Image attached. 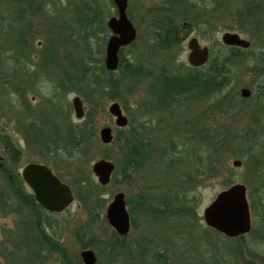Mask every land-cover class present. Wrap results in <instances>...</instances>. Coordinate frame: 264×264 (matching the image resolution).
Returning <instances> with one entry per match:
<instances>
[{
	"label": "rangeland",
	"instance_id": "374dc122",
	"mask_svg": "<svg viewBox=\"0 0 264 264\" xmlns=\"http://www.w3.org/2000/svg\"><path fill=\"white\" fill-rule=\"evenodd\" d=\"M78 1L0 0V145L4 146L2 154L8 168L15 166L21 171L29 163L42 162L26 132L30 122L36 123L34 132L42 134L44 128L58 126L63 113L66 114L63 120L69 123L80 124L84 120L75 119L72 109V98L83 97L78 90L81 69L85 66L93 69L89 58L102 57L106 61L107 43L112 32L109 29L105 35H90L84 42L76 33L73 16ZM172 1H128L126 13L137 37L123 50L122 55L127 61L144 66L165 65L171 72L179 74L191 68L187 62V43L192 37L198 38L202 46L209 47L211 57L228 55L229 47L222 42L226 32L240 34L250 41L251 47L240 51L239 61L228 63L230 82L212 98L183 101L161 113L156 111V104H160L156 97L159 84L144 81L139 76L136 81L124 80L115 90V98H98L94 102L97 142L87 158L57 161L56 172L64 180L69 181L71 175L80 170L93 174L92 165L105 159L107 151L117 156L118 150L112 146L114 141L104 145L99 139L103 127L112 128L115 137L119 132L127 136L139 135L156 153L172 144L183 153L176 157L169 170L150 163L134 173L128 183L102 186L97 197L104 200V208L93 224H88L86 206L76 194L72 205L63 213L43 212L56 227V236L76 264H84L80 253L86 249L79 247L75 234L79 227L87 225L95 238V245L89 248L96 255L94 264H159L156 261L158 252L167 257L168 264H214V259H219L220 264H244L232 252L238 246L243 250L244 258L253 257L255 264L264 257V242L251 232L253 216L251 231L239 236L244 237L239 245L234 241L239 237H223L209 228L203 217L204 209L217 194L233 184L245 185L249 203L251 197L264 215V187L257 190L252 166L249 167L253 157L264 173V96L261 94L264 92V0H187L212 26L208 25L204 30L195 27L184 40L183 47L163 52L153 47L150 18ZM97 2L103 9L108 27L109 20L117 16L114 0ZM46 50L52 61L44 63ZM207 65L201 69L206 70ZM113 72L115 77L120 75L119 64ZM71 78L73 84L66 83ZM63 79L67 86L59 87ZM244 88L251 91L250 97L241 95ZM82 99L87 113L89 105ZM113 102L122 107L129 120L128 126L117 128L115 125L108 110ZM147 105L151 108H146ZM57 111L61 112L60 116ZM13 149L22 151L16 165H11ZM247 151L251 153L246 154ZM236 159L242 161L240 168L233 166ZM211 166L215 170L210 171ZM160 171L167 172L162 176ZM93 177L96 181L94 174ZM9 182L12 179L0 172V190L4 195L8 194V204L0 208V264H10L6 253L15 250L11 245L13 236L18 241L15 243L17 250L24 246L21 241L22 213L28 214L22 209V202L10 192ZM171 188L179 189L183 197L177 198L175 190L174 194L168 195L167 205H163L161 198L165 193L161 191ZM24 189L28 195L32 194L27 186ZM120 192L125 195L131 228L125 236L117 234L119 249H112L109 240L115 230L107 219V209ZM143 202L151 206L143 208L140 205ZM177 203L186 206V211H174L172 207ZM259 224L264 225V222L260 219ZM50 231L47 228V232ZM45 256L47 258L40 264H61L57 253L47 251Z\"/></svg>",
	"mask_w": 264,
	"mask_h": 264
},
{
	"label": "trees",
	"instance_id": "16d2710c",
	"mask_svg": "<svg viewBox=\"0 0 264 264\" xmlns=\"http://www.w3.org/2000/svg\"><path fill=\"white\" fill-rule=\"evenodd\" d=\"M186 1L173 0L169 5L163 6L156 13L151 14L150 27L153 35V47L163 52H169L178 47L181 48L185 42L184 40H186L191 32L195 31L194 29L204 30L208 25L212 26V23L208 19L203 15H199V12L195 10L196 6L194 4L189 2L188 4ZM97 3V0H79L75 4V7L76 5L77 7H74L73 16L76 22L75 26H77L76 31H78L76 33L80 38L85 40L84 42H87V37L90 35H105L110 31L105 25L103 9ZM194 16L195 18H193ZM199 20L201 22L200 24ZM227 49L228 55L225 58L211 57L209 64L206 66V70L191 67L179 74L171 72L169 67L165 65L144 66L127 61L122 55L124 48L118 54L120 55V75L118 77H115L114 72L106 68L105 61L102 57L93 60L89 58L93 69L87 66L82 67V76H80L78 84L79 93L82 94V98L89 105V110L85 114L83 122L80 124L69 123L63 120L66 114L63 113L62 115L61 112L57 111L59 116L61 114L60 124L54 126V128H44L42 134L34 132L36 127L35 122L28 124L26 132L29 133V139L37 149V154L42 159V163L50 167L63 182L71 186L74 194H76V198L86 206L89 220L88 224H93L98 221L101 216V210L104 208V200L97 197L98 190L103 189L102 186L94 181L93 174L89 171L80 170L76 173L74 172L69 181H67L56 172V169L57 161L59 160L63 159L64 161L65 159L71 158L84 159L92 152L98 138L94 118L96 112L92 108L94 106L93 104H96L94 102L98 98H115L117 95L115 90L123 84L124 80L136 81L139 76L144 81L159 84L160 88H158L156 97L159 99L160 104H156V111L161 113L165 109L177 106L183 101L196 102L212 98L223 91L230 82V68L228 63L237 62L241 58L240 51L242 49L237 47H229ZM100 52L103 53V51ZM65 81L63 79L59 83V87H62ZM66 83L73 84L72 78ZM261 94L264 96V92L261 91ZM146 108H151V105H147ZM112 146L118 150L117 156H112L109 151L104 153L105 159L114 160L113 162L117 165L116 171L111 179V184L116 182H130L134 173L143 169L142 167H147L150 163H154L157 167L161 165L160 168L169 170L172 168L176 157L183 153L176 150L175 144L164 147L156 153L139 135L130 134L127 136L123 132L118 133ZM247 153L251 152L247 151ZM10 154L12 165L19 163L20 157H17L18 151L13 149ZM241 154L242 152L238 153L237 156L240 157ZM249 163V167L252 166L250 168L254 180L253 183H256L255 186L258 190L260 187H264L263 169L259 167L260 163L254 160L253 157H251V162ZM212 169L215 170V167L211 166L210 171ZM13 171H17V167ZM166 172L160 171L162 176ZM17 177L18 174L16 175V179L12 178V182L8 184L11 187L10 192L22 203H25L28 214L24 216V212H20L22 213L24 222L22 225L24 226V230H22L23 233L21 235V241L24 243V246L21 250H17L15 243L18 241L16 236H13L14 239L11 240V245H13L15 250L13 249L12 251L11 249L6 253L7 261L10 264H40L47 258L45 255L49 251L50 254L57 253L59 255L61 264H76L68 255L67 247L62 245L56 236V227L50 218L44 215L43 212L46 211L37 204L32 194L28 195L26 193L23 181ZM175 190L177 192V198L178 196L183 197V193L179 189L171 188L169 191H161L165 193V197L161 198L163 205H167L166 200L168 195ZM6 195L8 194L6 193ZM6 195L0 190V208L8 204ZM249 199L251 201L250 207L254 219V228L251 232L256 236L258 235L261 242H264V225L259 224L260 219L264 222V215L257 209V205L254 204L256 202L251 197ZM140 205L143 208H149L151 206L146 202ZM172 209L174 211L176 209L179 212L186 211V206L177 203ZM47 228L51 230L50 233L47 232ZM91 232L88 225L81 226L77 229L75 237L81 249H89L95 245V238ZM243 239L244 237L242 236L234 241L239 245ZM119 241L117 233L113 231L110 235L109 246L112 249H119ZM232 252L236 257L239 256L244 264H255L256 260L253 257H250L249 260L247 257L246 259L244 258L245 254L239 246L232 250ZM156 258L159 264H168L167 257L162 252H158ZM214 264H220V260L214 259ZM256 264H264V257L259 258Z\"/></svg>",
	"mask_w": 264,
	"mask_h": 264
},
{
	"label": "water",
	"instance_id": "95a60500",
	"mask_svg": "<svg viewBox=\"0 0 264 264\" xmlns=\"http://www.w3.org/2000/svg\"><path fill=\"white\" fill-rule=\"evenodd\" d=\"M128 1L114 0L117 16L112 17L108 22L112 36L107 43L105 66L109 71L117 69L118 54L121 49L133 43L137 37V31L126 13ZM222 42L228 47L246 50L251 47L250 41L242 38L238 33H224ZM187 47L189 49L187 62L191 67L200 68L208 64L211 57L210 49L207 46H202L198 38L189 39ZM241 95L248 98L251 91L244 88L241 90ZM72 99L75 119L82 120L86 113L83 99L80 96H75ZM108 110L114 117L117 128H124L129 125V120L125 117L119 103L113 102ZM99 136L104 145H110L115 137L112 128L109 127H103ZM241 162L236 159L233 161V166L240 168ZM115 169V164L109 159L99 160L92 165V172L101 186L110 184ZM22 177L25 184L32 190L37 204L50 214L63 213L75 200L71 186L63 182L50 167L44 164L30 163L26 165ZM246 193L245 185L233 184L217 194L211 204L204 209L203 217L206 225L226 238H236L248 234L252 228V219ZM107 219L115 230L114 232L121 236L128 234L131 228V220H129L130 215L126 208L125 195L122 192L117 193L108 206ZM80 254L84 264L96 263V255L91 249H86Z\"/></svg>",
	"mask_w": 264,
	"mask_h": 264
},
{
	"label": "flooded vegetation",
	"instance_id": "af4514ba",
	"mask_svg": "<svg viewBox=\"0 0 264 264\" xmlns=\"http://www.w3.org/2000/svg\"><path fill=\"white\" fill-rule=\"evenodd\" d=\"M44 53V52H43ZM52 61L50 58H48V50H46L45 51V53H44V56H43V62L44 63H46L47 61ZM64 86H67V85H65L64 84ZM2 148H4V146H3V144H1L0 145V172H1V174L4 176V177H10L11 179L12 178H14V179H16V175L18 174V177L17 178H19V179H21L22 181H23V185L24 186H27L29 189H30V187L27 185V184H25V181L23 180V177H22V172H23V169L25 168V166L22 168V170L21 171H18V169H17V171H13V169L12 168H8L9 166H7V164H6V159H5V156L2 154L3 153V149ZM17 151H18V156L17 157H21V155H22V151L21 150H19V149H17ZM32 163H40V164H44V163H42V162H32ZM30 164V163H29ZM11 165H12V163H11ZM14 165V164H13ZM28 165V164H27ZM44 165H46V164H44ZM47 166V165H46ZM13 168H15V166H13ZM31 192H32V190H31ZM32 195L34 196V194H33V192H32ZM34 199H35V196H34ZM21 207H22V209H24V211H26L27 210V206L25 205V203H22V205H21ZM250 210H251V207H250Z\"/></svg>",
	"mask_w": 264,
	"mask_h": 264
},
{
	"label": "bare ground",
	"instance_id": "6f19581e",
	"mask_svg": "<svg viewBox=\"0 0 264 264\" xmlns=\"http://www.w3.org/2000/svg\"><path fill=\"white\" fill-rule=\"evenodd\" d=\"M120 56V55H119ZM113 162V161H112ZM114 163V162H113ZM115 164V163H114ZM116 166V165H115ZM116 168H117V166H116ZM115 171H116V169H115ZM115 171H114V173H115ZM114 173H113V175H114ZM113 175H112V178H113ZM111 180V179H110ZM111 183V182H110Z\"/></svg>",
	"mask_w": 264,
	"mask_h": 264
}]
</instances>
